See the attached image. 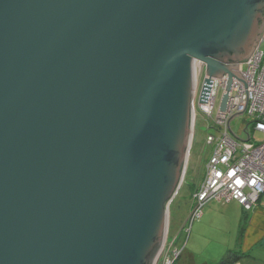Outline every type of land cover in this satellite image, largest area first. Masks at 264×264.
<instances>
[{"label": "water", "instance_id": "95a60500", "mask_svg": "<svg viewBox=\"0 0 264 264\" xmlns=\"http://www.w3.org/2000/svg\"><path fill=\"white\" fill-rule=\"evenodd\" d=\"M263 39L264 0H0V264H156L195 61L200 102L227 75L221 110L234 77L248 104L240 67ZM243 112L228 126L247 141L264 120L241 138Z\"/></svg>", "mask_w": 264, "mask_h": 264}, {"label": "built area", "instance_id": "2783aa9c", "mask_svg": "<svg viewBox=\"0 0 264 264\" xmlns=\"http://www.w3.org/2000/svg\"><path fill=\"white\" fill-rule=\"evenodd\" d=\"M199 64L198 86L194 100V129L198 110L210 117L216 108L218 111L211 126L214 131L209 132L207 136V142L212 145L213 151L207 162L205 175L194 192L193 208L187 218V224L185 223L188 236L192 224L202 218L204 206L210 200L227 202L235 199L246 211L252 210L255 206L264 207V139L260 141L254 139L251 132V128L264 132V122L255 121L250 125L251 137L247 141L236 137L228 126L229 118L239 111H244L242 115L251 116L252 121L264 120V49L259 46L250 59L240 67L242 75L248 81V104L245 84L234 77L225 111L221 110L217 102L220 90L222 89L223 94L227 92L228 76L211 77L209 91L206 92L203 102H200L201 89L198 92L201 85L200 76L204 74L205 78L207 75L206 65L200 61ZM231 127L233 129L232 123ZM244 132L247 134L245 129ZM247 138L248 135L244 137ZM174 241L167 238L156 264H174L179 258L183 249L180 250Z\"/></svg>", "mask_w": 264, "mask_h": 264}, {"label": "rangeland", "instance_id": "374dc122", "mask_svg": "<svg viewBox=\"0 0 264 264\" xmlns=\"http://www.w3.org/2000/svg\"><path fill=\"white\" fill-rule=\"evenodd\" d=\"M260 47L264 49V39ZM200 78L201 85L198 88V92L201 89L204 74ZM222 94L221 89L218 96V106L221 102ZM217 111L218 108L214 110L212 117H210L198 110L195 133L184 180L170 204L167 238H169V241L175 240L176 246L180 250L184 249L188 244L189 247L199 249L198 260H201L204 256L222 252L226 245L231 243L234 235L232 223L230 222L231 213L222 208L221 201L217 199L210 200L204 206V214L201 219L194 221L189 236L185 231V223L187 224V218L194 204V192L205 175L207 162L213 151L212 145L207 142V136L209 132L214 131L211 126L217 117ZM251 121L252 117L246 114L239 115L232 120L233 129L239 137L244 138L247 136L244 129ZM251 132L254 139L258 141L264 139V132L253 128H251ZM225 203L226 201H224ZM211 210L214 211L212 212ZM208 211L211 214H208ZM179 258L175 260L174 264H179Z\"/></svg>", "mask_w": 264, "mask_h": 264}, {"label": "crops", "instance_id": "0c3cea01", "mask_svg": "<svg viewBox=\"0 0 264 264\" xmlns=\"http://www.w3.org/2000/svg\"><path fill=\"white\" fill-rule=\"evenodd\" d=\"M219 201L222 208L231 213L232 232L234 230L231 243L222 252L204 256L201 260L197 259L200 250L188 244L182 251L179 264H264V207L255 206L246 211L238 200L225 204ZM208 214L211 213L208 211Z\"/></svg>", "mask_w": 264, "mask_h": 264}, {"label": "bare ground", "instance_id": "6f19581e", "mask_svg": "<svg viewBox=\"0 0 264 264\" xmlns=\"http://www.w3.org/2000/svg\"><path fill=\"white\" fill-rule=\"evenodd\" d=\"M199 66H200L199 61H195L194 76H195V82L197 86H198L197 74H198Z\"/></svg>", "mask_w": 264, "mask_h": 264}, {"label": "trees", "instance_id": "16d2710c", "mask_svg": "<svg viewBox=\"0 0 264 264\" xmlns=\"http://www.w3.org/2000/svg\"><path fill=\"white\" fill-rule=\"evenodd\" d=\"M240 255H238L237 257H239Z\"/></svg>", "mask_w": 264, "mask_h": 264}]
</instances>
